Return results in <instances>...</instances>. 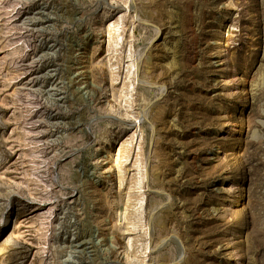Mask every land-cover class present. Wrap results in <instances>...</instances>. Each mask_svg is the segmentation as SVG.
Wrapping results in <instances>:
<instances>
[{"label": "rangeland", "instance_id": "obj_1", "mask_svg": "<svg viewBox=\"0 0 264 264\" xmlns=\"http://www.w3.org/2000/svg\"><path fill=\"white\" fill-rule=\"evenodd\" d=\"M259 137L264 0H0V264H264Z\"/></svg>", "mask_w": 264, "mask_h": 264}, {"label": "bare ground", "instance_id": "obj_2", "mask_svg": "<svg viewBox=\"0 0 264 264\" xmlns=\"http://www.w3.org/2000/svg\"><path fill=\"white\" fill-rule=\"evenodd\" d=\"M226 125V124H225ZM238 133V132H237ZM259 139V141H264V138L263 137H259L258 138ZM239 198H240V195H238V201H237V203L235 204V206H237V205H239L238 203H239ZM84 238V237H83ZM86 240V239H85ZM79 241V242H75L74 243V245H71L73 248H74V250H75V253H80V252H82V251H85V250H91V247H90V245L91 244H89L88 243V241ZM77 241V240H76ZM90 242V241H89ZM81 249V250H80ZM90 252H92V251H90ZM229 260L230 261H232L233 260V258L232 257H230L229 258Z\"/></svg>", "mask_w": 264, "mask_h": 264}]
</instances>
